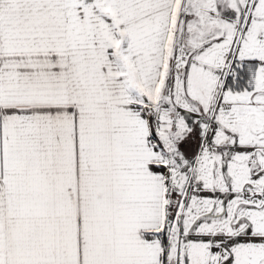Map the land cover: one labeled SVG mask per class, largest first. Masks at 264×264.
<instances>
[{
	"label": "snow or ice",
	"instance_id": "obj_1",
	"mask_svg": "<svg viewBox=\"0 0 264 264\" xmlns=\"http://www.w3.org/2000/svg\"><path fill=\"white\" fill-rule=\"evenodd\" d=\"M0 264H264V0H0Z\"/></svg>",
	"mask_w": 264,
	"mask_h": 264
}]
</instances>
